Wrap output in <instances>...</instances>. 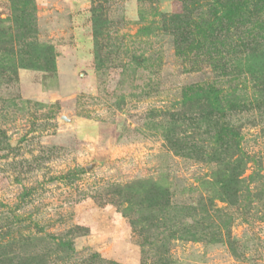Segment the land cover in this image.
<instances>
[{"label":"rangeland","instance_id":"374dc122","mask_svg":"<svg viewBox=\"0 0 264 264\" xmlns=\"http://www.w3.org/2000/svg\"><path fill=\"white\" fill-rule=\"evenodd\" d=\"M211 1L0 0L10 264H264V2Z\"/></svg>","mask_w":264,"mask_h":264},{"label":"trees","instance_id":"16d2710c","mask_svg":"<svg viewBox=\"0 0 264 264\" xmlns=\"http://www.w3.org/2000/svg\"><path fill=\"white\" fill-rule=\"evenodd\" d=\"M211 2H212L211 7L213 9L212 17L217 25V29L207 24L205 26L206 29L203 30L200 35L206 33V36L210 34L215 36L216 32L218 34H221L222 31L228 33L231 28L233 29V27H236L237 23L239 24L243 23L241 21L242 17H247V16L251 17L252 15H256V13H259V10L257 11L252 9H257L258 4L264 2V0H212ZM94 34H96V32H94ZM8 38H10V36H8ZM7 41L10 42V40L6 39V42ZM184 41L186 42L185 39ZM40 50H43L47 55L50 54L48 47L42 46ZM251 62H252V58H251ZM187 92L190 94V95L188 94L189 95L188 103L189 101L191 102L192 100L195 99L196 103L199 104V101L202 99L203 103H205L209 107V109L213 108L214 106L215 107L219 106V104L223 99L221 93L219 95L217 91L207 88L200 89L196 87L193 88L192 90L189 87L187 88ZM183 93L185 94V92ZM191 103L196 104L194 102ZM59 247L63 248L62 249L63 251L70 249L68 243L65 242L60 243ZM10 263H11L10 258H8L6 253L2 252V254H0V264H10ZM34 264H45V263H39L38 261H35Z\"/></svg>","mask_w":264,"mask_h":264},{"label":"water","instance_id":"95a60500","mask_svg":"<svg viewBox=\"0 0 264 264\" xmlns=\"http://www.w3.org/2000/svg\"><path fill=\"white\" fill-rule=\"evenodd\" d=\"M63 119H65V117H62Z\"/></svg>","mask_w":264,"mask_h":264}]
</instances>
